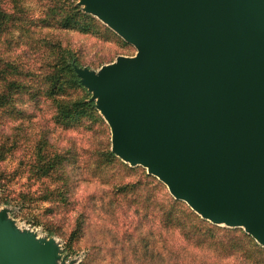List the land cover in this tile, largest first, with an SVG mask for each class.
<instances>
[{
	"label": "water",
	"instance_id": "obj_1",
	"mask_svg": "<svg viewBox=\"0 0 264 264\" xmlns=\"http://www.w3.org/2000/svg\"><path fill=\"white\" fill-rule=\"evenodd\" d=\"M137 50L97 72L112 151L202 217L264 246V0H81ZM0 220V264H54Z\"/></svg>",
	"mask_w": 264,
	"mask_h": 264
},
{
	"label": "rangeland",
	"instance_id": "obj_2",
	"mask_svg": "<svg viewBox=\"0 0 264 264\" xmlns=\"http://www.w3.org/2000/svg\"><path fill=\"white\" fill-rule=\"evenodd\" d=\"M52 5V0H19L17 4L2 1L11 19L0 27V90L10 79L20 81L23 88L0 106V145L8 150L0 163L7 176L0 185V220L18 235L27 234L38 242L50 241L54 264H136L133 248L139 243L138 229L145 233L156 229L162 211L170 210L150 182L151 177L199 220L247 233L242 226H227L202 217L185 201L175 198L146 167L131 165L113 152L107 122L72 105L78 100H94L95 109L102 115L97 108L98 97L88 87L71 89L65 84L50 92L51 81L47 79L55 71L51 56L56 44L78 52L83 63L90 66L85 68L93 72L119 56H134L137 52L133 44L92 13L120 40L109 39L101 31L48 25L43 19ZM81 6L84 8L85 4ZM107 60L111 61L100 65ZM67 109L71 112L65 116ZM39 149L63 157L64 179L57 175L38 179L29 172L27 163ZM108 150L114 157L108 159ZM50 191L48 200L38 199ZM20 195H27L26 201ZM173 213L183 222L188 221L180 215L181 210L174 209ZM148 239L154 240L151 236ZM69 241L71 248L66 247ZM170 241H180V246L185 247L177 233ZM193 250L200 255L196 259L207 264L214 262L211 252Z\"/></svg>",
	"mask_w": 264,
	"mask_h": 264
},
{
	"label": "trees",
	"instance_id": "obj_3",
	"mask_svg": "<svg viewBox=\"0 0 264 264\" xmlns=\"http://www.w3.org/2000/svg\"><path fill=\"white\" fill-rule=\"evenodd\" d=\"M0 0V27L5 21L11 19V13L4 10ZM13 4L19 3V0H11ZM77 0H61L55 3L52 0V6L48 7L43 19V22L51 25L58 24L63 29H78V31L105 34L109 39L119 37L110 30L107 26L102 25L90 13H87ZM43 7H46L44 4ZM56 19V20H55ZM120 40V39H119ZM56 46V47H55ZM53 67L54 74L49 76L48 81H51V93L55 90L64 88L66 84L71 89H82L84 85L77 76L76 68H85V65L78 54L70 47L62 46L61 44L54 45L53 49ZM107 60L103 63L110 62ZM99 65V66H100ZM23 88V84L17 79H10L4 89L0 90V106L7 104L12 95H16ZM76 110L91 111L95 117L105 121V118L100 115L95 109V101L78 100L72 102ZM71 110L67 109L64 112L65 116L70 114ZM6 151L0 145V163L7 157ZM109 159L114 157V153L110 150L106 152ZM64 161L59 153H50L43 149H39L34 153L32 161L27 163L29 172L38 179L54 177V175L62 176L64 179V172L61 171V164ZM58 171L61 172L58 173ZM5 172L0 168V185L6 180ZM151 183L160 191L163 199L168 203L170 210L162 211L160 214V221L156 229L143 232L144 229H138L140 233L139 243L134 244V259L136 264H207L202 260L196 259L199 253L193 249L201 251H209L214 255V262L212 264H263L264 260L259 256L264 257V247L259 244L250 234L243 231L226 229L214 226L199 220L196 215L188 208H183L179 200L172 198L165 192L162 185L156 182L153 178ZM1 187V186H0ZM163 192V193H162ZM52 191L45 193L38 199L48 200ZM26 201L27 195H20ZM5 203V202H3ZM181 210L180 215L187 217L188 221L183 222L179 215H174L173 210ZM173 233H177L184 241V246H180L182 242L170 241ZM154 238L149 240L148 237ZM67 248L72 247V242L66 244ZM159 249H156V248ZM188 248V249H187ZM125 257V256H124ZM225 261V262H223Z\"/></svg>",
	"mask_w": 264,
	"mask_h": 264
}]
</instances>
